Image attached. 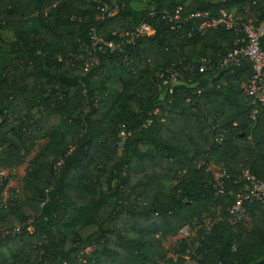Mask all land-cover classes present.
Returning a JSON list of instances; mask_svg holds the SVG:
<instances>
[{"label": "trees", "instance_id": "1", "mask_svg": "<svg viewBox=\"0 0 264 264\" xmlns=\"http://www.w3.org/2000/svg\"><path fill=\"white\" fill-rule=\"evenodd\" d=\"M222 11L264 24V0H0V170L48 141L27 198L0 202V264H264V202L245 203L250 227L231 225L236 198L217 195L210 170L236 194L244 172L264 183V107L252 120L242 88L251 65L186 72L173 94L160 79L227 55L238 34L190 19ZM143 21L153 33L124 53L92 47V32L121 45ZM206 219L169 257L164 241Z\"/></svg>", "mask_w": 264, "mask_h": 264}, {"label": "built area", "instance_id": "2", "mask_svg": "<svg viewBox=\"0 0 264 264\" xmlns=\"http://www.w3.org/2000/svg\"><path fill=\"white\" fill-rule=\"evenodd\" d=\"M225 1V0H222ZM99 9L107 18H113L118 13V6L102 4ZM157 14L151 12L149 18H155ZM168 16H163V19H167ZM181 15L178 12L175 19H180ZM201 19L204 22L199 26V30L206 29H221L225 31L235 32L239 35V38L233 45V48L228 50L227 55L214 65L210 60L203 61L202 64L197 67L195 64H189L185 68H174L160 74V79L163 80V86L165 90H168L170 94H173L175 89L180 87L185 82V73L193 74L198 71L200 74H206L213 72L216 67L227 68L233 66H239L243 62H247L251 65V77L248 82L242 85L244 95L254 107L252 113V120H256L258 113L257 107H264V49L261 46V40L264 37V24H257L254 20H245L242 17L237 16L233 12L222 11V13L215 19H212L208 13H196L190 16V19ZM172 20V19H171ZM180 27V26H179ZM153 29L147 21H143L139 27L132 32H127L125 42L121 45L110 43L106 40L99 38L95 32L91 33L92 47L98 51L120 52L124 53L127 46L135 44V42L141 37L151 35ZM190 81V78L188 79ZM161 89V87H160ZM202 90L196 92L200 95ZM222 173L219 176H215V189L217 195L225 196L230 195L236 198L235 205L229 209V222L231 225H235L244 219V205L245 203H252L254 201L264 202V183L258 180L255 176L249 172L239 178L237 182H246L245 189L236 194L233 190H226L224 179L227 176L222 169ZM20 232V227L16 229ZM185 236H190V230L184 228Z\"/></svg>", "mask_w": 264, "mask_h": 264}, {"label": "rangeland", "instance_id": "3", "mask_svg": "<svg viewBox=\"0 0 264 264\" xmlns=\"http://www.w3.org/2000/svg\"><path fill=\"white\" fill-rule=\"evenodd\" d=\"M2 35H3V39L8 43L15 41L14 35L10 32H3ZM47 143H48L47 139L42 137L38 141L37 146L34 149L31 156L26 159L25 163L22 166L12 168V169L0 170V189H1V201L0 202L3 206L8 207L13 200L18 201L20 204L27 198V194L25 191V178L30 170V165H31L32 160L36 157L37 154H39L45 149V147L47 146ZM210 170L214 173L215 176H219L223 172L222 168L218 166H211ZM175 184L176 183H168L167 191L169 192L175 186ZM221 217L223 216L221 215ZM250 223H251V216L244 212L243 224L245 226L250 227ZM213 224L214 222L211 219H206L203 227L194 226V228L189 233L190 239H194V241L197 242L200 239V236H199L200 231L204 229L210 230ZM183 230L184 229L180 231L177 237L170 236L163 243L164 247L170 251L169 257L171 258H174V259L176 258L174 248L177 246L178 241L180 239L188 237V236H185V233H183L184 232ZM187 264H195V263L193 260H191L188 257Z\"/></svg>", "mask_w": 264, "mask_h": 264}]
</instances>
